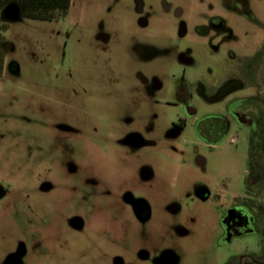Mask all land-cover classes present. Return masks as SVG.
Returning a JSON list of instances; mask_svg holds the SVG:
<instances>
[{
  "label": "flooded vegetation",
  "instance_id": "1",
  "mask_svg": "<svg viewBox=\"0 0 264 264\" xmlns=\"http://www.w3.org/2000/svg\"><path fill=\"white\" fill-rule=\"evenodd\" d=\"M106 1L115 10L131 9L143 30L166 23L175 33L164 35L160 44L143 31L132 34V55L123 58L132 67L91 73L96 84L110 81L128 89L124 100L96 115L105 125L103 135L130 153L155 149L158 141L178 152L189 144L203 172L208 159L201 150L246 144L244 192L238 195L229 184L219 190L193 182L187 193L193 207L171 197L161 206L165 219L156 223V206L147 194L155 189L148 164L139 166L137 185L88 177L57 185L45 179L39 191L60 195L40 205L37 219L27 218L35 212L25 210L28 220L18 228L9 188L0 183V225L7 215L16 221L15 229L5 224L0 229V264H264V0ZM97 38L100 58L107 60L111 37ZM162 58H173L179 66L169 73L149 68ZM6 69L19 72L4 58L2 73ZM141 97L147 101L142 116ZM155 105L179 112L159 130ZM53 127L57 149H73L82 127L64 117ZM190 134L199 142L188 140ZM63 164L70 175L80 172L74 161ZM22 202L21 208L30 209ZM195 206L203 207L201 213ZM186 211L192 212L188 222L180 220ZM204 233L200 258L188 240Z\"/></svg>",
  "mask_w": 264,
  "mask_h": 264
},
{
  "label": "rangeland",
  "instance_id": "2",
  "mask_svg": "<svg viewBox=\"0 0 264 264\" xmlns=\"http://www.w3.org/2000/svg\"><path fill=\"white\" fill-rule=\"evenodd\" d=\"M135 17L131 9L120 11L108 7L106 0H71L68 13L52 21L24 15L18 21H9L0 15L5 62H14L19 70L13 73L6 69L0 74V183L9 188L7 200L13 204L10 211L16 212L18 225L26 219L25 210L36 213L43 202L50 204L53 197L60 195V191L52 194L39 191L42 180L59 185L62 180L88 177L137 185L142 164L150 165L154 172L155 189L147 194L156 206V223L165 219L161 206L171 197L193 207L187 196L193 182L219 190L223 184H229L238 195L244 192L243 180L249 163L246 144H231L230 150H225L224 145L215 151L201 150L208 159L203 172L193 162L194 151L189 144L178 152L158 141L155 149L130 153L116 148L103 135L105 125L96 115H105L109 105L124 100L128 89L110 81L96 84L91 81V73L96 68L114 67L123 72L120 69L132 67L123 61L132 55L129 38L132 34L143 31L160 44L164 35L175 33V28L166 23H155L143 30L135 23ZM99 34L111 37V42L104 46L107 60L100 58L101 52L96 47ZM195 52L200 58V53ZM178 66L175 59L162 58L149 68L169 73ZM200 66L196 65L195 72H199ZM140 100L142 116L147 101L144 97ZM153 109L157 130L179 113L175 108L161 105ZM63 117L82 127V133L74 137L73 149L68 152L59 151L55 141L53 124ZM186 137L199 142L194 134ZM65 160L74 161L80 172L70 175L63 164ZM22 201L30 204V209L21 208ZM193 209L201 213L203 207ZM35 213H28L27 218L37 219ZM191 214L184 212L180 220L188 222ZM7 217L0 229L4 224L15 229L16 221ZM207 237L204 233L188 240L197 247L200 258V244ZM247 241L250 245L255 243L254 238Z\"/></svg>",
  "mask_w": 264,
  "mask_h": 264
},
{
  "label": "trees",
  "instance_id": "3",
  "mask_svg": "<svg viewBox=\"0 0 264 264\" xmlns=\"http://www.w3.org/2000/svg\"><path fill=\"white\" fill-rule=\"evenodd\" d=\"M12 2L20 5L24 16L49 21L68 13L71 4V0H0V15L3 9ZM2 43V36L0 35V74L4 64Z\"/></svg>",
  "mask_w": 264,
  "mask_h": 264
},
{
  "label": "water",
  "instance_id": "4",
  "mask_svg": "<svg viewBox=\"0 0 264 264\" xmlns=\"http://www.w3.org/2000/svg\"><path fill=\"white\" fill-rule=\"evenodd\" d=\"M2 14L6 20L18 21L22 18L23 11L18 3L12 2L4 8Z\"/></svg>",
  "mask_w": 264,
  "mask_h": 264
}]
</instances>
